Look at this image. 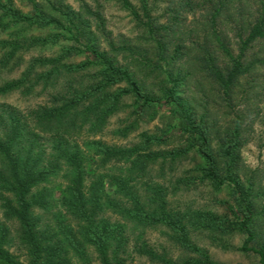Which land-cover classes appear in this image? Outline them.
Wrapping results in <instances>:
<instances>
[{
  "label": "trees",
  "instance_id": "16d2710c",
  "mask_svg": "<svg viewBox=\"0 0 264 264\" xmlns=\"http://www.w3.org/2000/svg\"><path fill=\"white\" fill-rule=\"evenodd\" d=\"M140 1L147 20L133 12L139 32L125 38L84 1L74 8L30 0L24 11L0 0V96L47 95L24 112L0 101V264H93L91 248L100 264H126L129 229L151 226L168 229L187 255L140 247L139 234V252L161 264H218L194 242L197 231L240 234L239 249L264 264V184L245 169V121L236 109L246 97L254 102L251 94L264 97V0L252 17L240 5L246 0H166L165 23L151 15L150 0ZM31 49L39 53L25 62ZM195 82L204 88L197 97ZM213 103L225 106L223 122ZM123 111L124 125L112 131L119 138L141 122L159 124L133 144L104 140ZM191 159L189 175H167L166 161L177 170ZM197 185L225 190V213L172 206ZM10 221L26 261L9 249Z\"/></svg>",
  "mask_w": 264,
  "mask_h": 264
},
{
  "label": "rangeland",
  "instance_id": "374dc122",
  "mask_svg": "<svg viewBox=\"0 0 264 264\" xmlns=\"http://www.w3.org/2000/svg\"><path fill=\"white\" fill-rule=\"evenodd\" d=\"M81 1L87 2L93 8L98 9L103 18L105 19V26L113 35H122L125 38H132L139 32L137 29L136 18L133 12H137L139 16L143 17V9L140 0H127L126 4L124 0H66L68 4L74 8H78ZM15 5L24 11L30 9V0H14ZM259 0H246L241 3L246 17H252L254 11L258 7ZM166 8V0H150L149 9L153 17H157L159 22H167L168 16L164 12ZM189 20L192 18V14L188 16ZM233 18V17H232ZM147 20L146 17H143ZM224 29L226 28L224 23ZM232 41V49L236 52V39L234 35L230 33ZM56 48V47H55ZM42 53L45 51L42 50ZM38 50H27L23 54V60L26 62L33 55H37ZM46 53V52H45ZM21 68L16 69L11 76H17L20 73ZM200 81V80H198ZM1 83V80H0ZM191 86H194L195 96H200L204 88L198 82H195ZM208 93H213L211 87L206 88ZM260 91V90H259ZM39 92V91H38ZM213 95V94H212ZM254 102L247 103L245 99H241L240 105H237L236 109L241 110L244 115L245 121V133L246 143L242 148V158L246 171H253L261 178L264 184V97L263 99H253ZM199 98V97H198ZM213 99V97H211ZM47 100L45 93L37 95H24L21 92H13L6 96H0V101H5L15 105L21 111H28L31 108L42 104ZM214 100H218L214 98ZM212 112L218 115V118L223 122L225 120V106L219 103H213ZM215 106V107H214ZM127 110V108H126ZM127 111H123L112 117L108 130L102 136L104 140L110 143L116 144H133L139 137V133L144 130H153V128L159 124L158 120L153 122H141L138 125V129L126 138H119L112 131L120 125H124L121 120L125 117ZM196 160H187L177 170H171L170 163L166 161L164 163L167 175L183 176L189 175V170L194 166ZM162 162H159L157 167L152 171L157 178V170L161 166ZM170 167V168H169ZM167 168V169H166ZM106 190L112 194L115 190V185L110 179H106ZM227 198V192L225 190L215 192L209 187L197 185L196 187H190V189H183L177 193V195L171 198V204L175 208H185L187 206L193 208L206 207L216 210L218 213H225L227 204H221L220 199ZM0 218L2 219V213L0 210ZM11 229V236L13 241L9 247L10 251L18 256L22 261H26V250L21 245L18 238V224L16 222H8ZM130 242V254L127 258L126 264H161L158 260L152 259L151 256L139 252V246L146 242L152 251L159 255L168 256L170 258L179 259L185 258L187 255L179 247H177L170 239L168 229L163 226H151L145 229L137 230L134 228L129 229ZM141 234L142 238L137 244V236ZM194 242L202 250L209 254L210 258L218 264H257V259L254 256L244 254L239 246L242 245L244 237L240 234L233 235H215L209 231H197L193 233ZM141 247V246H140ZM90 256L92 257L93 264H100L97 253L93 248L90 250Z\"/></svg>",
  "mask_w": 264,
  "mask_h": 264
}]
</instances>
